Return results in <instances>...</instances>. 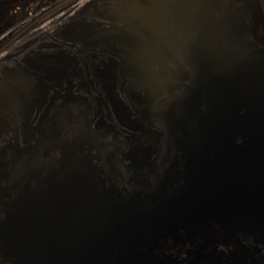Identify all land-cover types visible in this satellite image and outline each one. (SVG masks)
Instances as JSON below:
<instances>
[{"label": "water", "instance_id": "95a60500", "mask_svg": "<svg viewBox=\"0 0 264 264\" xmlns=\"http://www.w3.org/2000/svg\"><path fill=\"white\" fill-rule=\"evenodd\" d=\"M197 2L191 77L155 143L119 159L45 137L0 171V264H264V13Z\"/></svg>", "mask_w": 264, "mask_h": 264}, {"label": "flooded vegetation", "instance_id": "af4514ba", "mask_svg": "<svg viewBox=\"0 0 264 264\" xmlns=\"http://www.w3.org/2000/svg\"><path fill=\"white\" fill-rule=\"evenodd\" d=\"M232 1L264 13V0ZM197 4L0 0V171L18 173L45 137L116 147L119 159L134 144L155 143L158 112L191 77Z\"/></svg>", "mask_w": 264, "mask_h": 264}]
</instances>
